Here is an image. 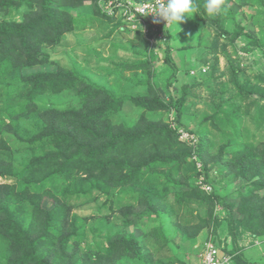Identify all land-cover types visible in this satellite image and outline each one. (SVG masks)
I'll return each mask as SVG.
<instances>
[{
	"label": "trees",
	"instance_id": "obj_1",
	"mask_svg": "<svg viewBox=\"0 0 264 264\" xmlns=\"http://www.w3.org/2000/svg\"><path fill=\"white\" fill-rule=\"evenodd\" d=\"M193 3L196 10L187 22L218 29L212 57L203 60L211 75L218 70L221 36L230 42L245 36L264 53V39L240 21L228 31L225 4L220 14L209 15L205 0ZM87 4L95 15L114 20V28L123 25L101 10L99 0H0V264H158L154 253L171 242L169 225L187 241L203 229L210 233L206 239L216 244L223 243L222 234L229 235L225 250L232 253V264H256L244 256L238 239L244 234L264 239V132L250 133L247 125L264 130V76L258 75L259 83L252 86L240 83L239 63L223 47L236 93L213 100L211 112L194 123L188 90L206 82L199 75L207 71L193 75L189 68L186 73L194 82L173 85L175 66L166 48L169 72L158 80L154 45L136 30L132 32L150 46L148 57L117 66L130 72L146 70L143 94L123 98L125 89L118 96L74 69L30 70L50 62L45 47L85 27L92 16L77 10ZM169 29L168 39L176 32ZM188 34L192 29L185 28ZM160 81L167 85L166 97L159 91ZM67 91L74 93L73 102L60 107L39 103L43 96ZM125 102L139 111L133 123L118 119ZM156 111L173 112L172 123L150 119L148 113ZM183 132L193 135L196 143L183 138ZM213 168L214 179L227 195L240 181L232 189L236 200L216 190L210 177ZM202 185H210L211 191ZM88 197L103 198L94 213L106 207L108 222L120 221L107 226L99 236L103 244L97 247L88 232L100 227L74 212L71 204L73 198ZM140 223L148 229L143 226L142 232ZM146 242L154 250H145Z\"/></svg>",
	"mask_w": 264,
	"mask_h": 264
},
{
	"label": "rangeland",
	"instance_id": "obj_2",
	"mask_svg": "<svg viewBox=\"0 0 264 264\" xmlns=\"http://www.w3.org/2000/svg\"><path fill=\"white\" fill-rule=\"evenodd\" d=\"M224 4L226 11H229L226 12L228 13L226 19V26L227 29H229L228 31H233L235 28V22L240 21L245 29L251 31L258 39H264L262 33V31H264V0L261 4H259L257 0L254 4H249L246 0H225ZM77 11L92 16L85 27L65 34L58 45L45 47L44 50L50 55V62L35 66L30 70H54L58 67L74 69L80 75L87 77L92 82L113 89L118 96L121 95L122 89H125V93L121 95L123 98L145 93L146 86L142 81L147 77L146 70L130 72L119 68L117 65L144 61L149 55V44L146 43L140 35L134 34L132 32L133 30L126 28L125 25L114 28V20H105L103 17L95 15L94 9L88 4L82 6ZM189 16H191V14H189ZM186 17L187 15L181 23H179L178 29L171 24L172 26L170 29L175 30L176 32L169 38L170 40H167L165 45L158 43L160 45L156 50L157 52L154 54L151 51L154 65L153 70L155 71L158 80H164L167 76V73L169 72V62H171L175 66V75L172 76L170 80L173 85H176L179 88L183 85H189L194 82L195 77L187 74V69L190 68L199 73L203 66H208L204 64L203 60H208L212 57L211 43L214 39H217L218 34L217 27H200V25L189 23L190 21L187 22ZM185 28L192 29L193 34L184 35ZM260 36L262 37L260 38ZM190 43L192 46H182ZM250 44L253 46L251 47ZM223 47H225L227 55H229L232 60L238 61L239 63L240 72L238 73V78L240 83H246L249 86H252L259 83V80H257L258 75L264 76V53L261 49L256 47L255 43H249L248 38L245 36H240L233 42H230L228 38L221 36L217 49L218 70L213 75L210 74V68L207 69L205 74H198L199 76L202 75L201 77H206V82L188 90L187 107L190 109V113L194 116V123H196L198 119H201L203 114L211 112L210 110H212L213 107V100L218 99L220 96L224 99H228L236 93L234 84L229 80L230 74L227 70L229 66L226 59L227 56L222 51ZM166 48L168 51L169 62H167L165 56ZM250 48L251 50L247 52L246 49ZM185 63H187L186 66ZM159 83V91L164 97H166L167 94L165 89L167 88V85L165 86L162 81ZM261 84H263V82H261L260 85ZM179 88L176 89V92L180 90ZM173 93H175V90ZM70 101H74V93L71 91L56 96H43V98L39 99V103L41 104H53L59 107ZM235 101L241 103V100L238 97ZM76 103L77 102L75 101V105ZM125 103L124 110L118 114V119L133 123L137 120L139 111L136 110L131 103ZM172 113L168 111L149 112L148 117L153 120L163 119L164 121L172 123V119L174 118V113ZM247 125L250 133L259 132L261 134L264 132V130H254L253 126L248 123ZM9 140L12 142V138H9ZM196 141L197 140H194L195 143ZM13 143L18 144L17 142ZM13 151L17 156L21 154V152L16 150ZM186 167L193 170V166L190 164H186ZM210 172V177L212 178L213 176V185L216 190L225 198L228 199L229 197L230 200H236V195L234 194L235 191L232 189H235L240 181L236 180L233 183V187L230 189L231 192L227 195L217 179H214L215 168L211 169ZM1 181L2 180L0 179V182ZM101 202H103V198L98 199V201H92L90 197L73 198L71 200L74 212L91 218L92 220H89L90 223H95L100 227L99 231L94 230V232H88V239L94 241L93 245L95 247L103 244L99 242V236L102 237L106 233L107 226H110L113 223L115 225L118 223L120 224L118 219H115V221L111 223L108 222L106 215L109 213V210L106 207H104L101 212L98 211L97 213H94L93 209H95V205H99ZM48 205L50 204L48 203ZM113 213L116 214L117 212H112V214ZM217 213L219 216L223 217L222 212L218 210ZM93 216L98 217L95 218ZM143 226L148 229L146 224L140 223L138 229L142 232ZM114 228L119 227L116 226ZM128 229L133 228L130 226ZM167 230L171 242H169L168 247L162 249L159 253H154V258L157 263L170 264L169 261L173 260V264H180L179 261H182L185 264H198L200 262V253L203 252L205 248L204 241L210 235L209 231L203 229L195 239L187 241V239L183 240L184 238L179 230L175 232L174 226L169 225ZM247 235L248 234H244L238 239V245H240L242 249L245 246L249 248V244L252 243L249 238L245 237ZM221 239L226 245L227 242L230 243L231 237L222 234ZM144 247L145 250H154V246L152 244L149 245L147 242L144 244ZM257 253L260 252L258 251ZM243 254L248 260L250 259L251 255L244 251ZM126 264L129 263L127 262Z\"/></svg>",
	"mask_w": 264,
	"mask_h": 264
},
{
	"label": "built area",
	"instance_id": "obj_3",
	"mask_svg": "<svg viewBox=\"0 0 264 264\" xmlns=\"http://www.w3.org/2000/svg\"><path fill=\"white\" fill-rule=\"evenodd\" d=\"M99 5L109 16L120 19L126 28L141 32L151 46L154 45V52H157L160 45L158 43L166 44L168 37L165 31L171 27V24L167 25L165 20L152 14L158 6L157 0H99ZM208 68L203 66L200 70L206 72ZM191 74L198 75L195 70H191ZM182 137L196 140L193 135L185 132ZM202 187L211 191L210 185H202ZM204 247L198 264H232V253L225 250L224 243L216 244L208 238L204 241Z\"/></svg>",
	"mask_w": 264,
	"mask_h": 264
},
{
	"label": "clouds",
	"instance_id": "obj_4",
	"mask_svg": "<svg viewBox=\"0 0 264 264\" xmlns=\"http://www.w3.org/2000/svg\"><path fill=\"white\" fill-rule=\"evenodd\" d=\"M225 0H205V8L209 15L220 14L223 10ZM157 7L152 12L156 16L165 20L168 24H174L178 27L185 15L188 17L190 13L196 9L193 0H157ZM259 55V54H257Z\"/></svg>",
	"mask_w": 264,
	"mask_h": 264
},
{
	"label": "crops",
	"instance_id": "obj_5",
	"mask_svg": "<svg viewBox=\"0 0 264 264\" xmlns=\"http://www.w3.org/2000/svg\"><path fill=\"white\" fill-rule=\"evenodd\" d=\"M245 237L249 238V240L252 241V243L249 244V248H247V246L243 247V251L251 255L249 260L252 262H256V264H264V239L252 238L249 235ZM258 251L260 253H257Z\"/></svg>",
	"mask_w": 264,
	"mask_h": 264
},
{
	"label": "water",
	"instance_id": "obj_6",
	"mask_svg": "<svg viewBox=\"0 0 264 264\" xmlns=\"http://www.w3.org/2000/svg\"><path fill=\"white\" fill-rule=\"evenodd\" d=\"M214 61H211V64H213Z\"/></svg>",
	"mask_w": 264,
	"mask_h": 264
}]
</instances>
